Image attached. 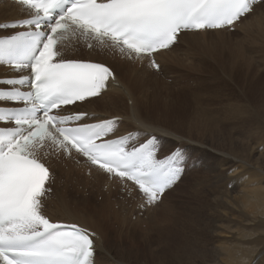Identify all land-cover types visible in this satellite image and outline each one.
Listing matches in <instances>:
<instances>
[{"label":"snow or ice","instance_id":"1","mask_svg":"<svg viewBox=\"0 0 264 264\" xmlns=\"http://www.w3.org/2000/svg\"><path fill=\"white\" fill-rule=\"evenodd\" d=\"M30 13L0 24L23 28L0 36V64L18 73L0 78V264H94L95 235L78 224L43 214L51 173L46 149L86 157L121 181H132L147 204L160 199L183 174L188 157L158 159L156 137L136 146L139 133L106 139L120 118L81 123L86 112L60 114L100 95L111 82L103 63L65 59L62 44L79 37L128 59L152 57L182 31L232 26L261 0H16ZM152 68H159L154 59Z\"/></svg>","mask_w":264,"mask_h":264},{"label":"bare ground","instance_id":"2","mask_svg":"<svg viewBox=\"0 0 264 264\" xmlns=\"http://www.w3.org/2000/svg\"><path fill=\"white\" fill-rule=\"evenodd\" d=\"M256 6V9L239 19V22L236 21L230 27L219 30L181 32L176 43L154 55L156 63L160 65L159 72L151 71L145 68V65L138 67V65H140L139 63H132L134 60L146 62L148 59L145 57L142 60L128 59L122 57L113 49L96 46L95 42H93V47H88V42L82 38L69 37L61 46L65 59H89L108 63L114 68L122 84L120 88L110 87L101 95L75 106L74 111H82L88 114V117L81 121L84 123L119 117L120 121L117 126L118 133L111 134L106 138L119 137L136 128L142 131L143 135H141V137L149 138L150 135L156 134L163 143L161 147L163 152L161 153L164 156L176 148L177 145L183 146L186 141L192 143V146L207 147V143L204 141L206 137L209 138L210 141L208 142L211 144L215 141V143L217 142L220 144V147L224 145L226 150L234 153L237 148L234 147V140H231V137L224 138L223 141H219L218 139V137L224 136V132H221L223 126L218 127L217 125L221 120L217 119L215 123L213 115L199 107H196L195 111L194 109H181L186 102L185 99H183L185 94L182 95V92H178V90L177 93L172 94L171 92H166L165 96H161L159 94L160 89L156 82L158 77L156 74L160 76L162 72L165 74L168 71L177 70L176 68L178 67H183L193 70V74L196 72L201 76H205L209 81L219 82L222 86L234 84V49L232 47L233 45H227L231 38L229 35L232 33L223 32L232 28L234 29L237 25L238 27L241 26L240 28L245 33L250 31L252 27H256V30L260 28L259 30L262 31L264 29L262 27L264 26V0H261ZM258 9L259 11H257ZM256 12H258V17L255 15ZM27 15V10L20 5L8 0H0V23L18 20ZM14 30L13 28L0 29V35L11 33ZM261 31L260 34H264L263 32L261 33ZM254 33L253 31V35H256ZM253 37L252 35L250 36V38ZM259 45L260 46L257 47L264 50V38ZM178 51L181 52L179 53ZM88 56L101 58L94 59L88 58ZM188 60L190 62H188ZM242 67H246V69H250V71L253 69L250 63ZM125 72L128 75L125 76ZM3 75L12 76L18 75V73L0 64V76ZM255 76L251 75V72H249L239 79L238 84L246 91L257 93L251 97V100L256 105L257 112L264 115V102H262L264 101V84L261 83V76L260 78H256ZM168 96L173 97L172 101L167 99ZM188 96H190V94ZM177 101H179L178 106H175V102ZM129 102H131L130 105ZM214 112L215 114L218 112L223 114V112L220 111ZM89 113L93 115L92 118H90L91 115ZM246 114H249V112H246ZM221 119L224 124L228 122L234 123L233 103L228 104L227 114L224 113ZM246 122L247 121L244 119L236 121V123L240 125H244ZM249 125L251 126L250 122ZM119 130L121 131L119 132ZM139 137L140 134L138 138ZM46 151L49 152V155L44 156L42 153V161L48 164L56 173V184L54 188V195L56 198L54 200L53 197H50L46 202L51 204L55 203L58 208L62 209L63 212L61 215H63L64 218L57 216L54 212H46V214L54 221L75 223L95 234L93 238L97 258L95 257L94 264H171L175 261V259L172 258L174 244L179 246L181 252H186V258L188 259L191 254V244H188L186 248H182L179 243H176L180 242V232L176 228V226L180 225L178 218L173 216L166 220L171 222L170 225L165 224V220L162 219L164 221L162 222L163 224L151 226V221H148V216L146 215L144 221L147 228L140 224V227H142L143 230L145 228V230L143 233L139 232L141 233L139 234L138 230L136 231V229H138L136 226L139 227V225L132 226V223L127 220L129 217L127 219L126 217H122L130 213V217L132 218V216L137 213H133V210L135 211V206L138 205L139 209V202H146L145 197L132 181H121L114 175L108 178V173L91 164L88 160L83 159L82 156L74 150L70 157L63 153L57 154L49 149H46ZM215 151L217 153L218 149ZM218 154L221 155V153ZM44 157H46V159H44ZM223 158L227 160L224 156ZM217 159L223 161L222 157L217 156ZM263 159L264 157H258L256 163L264 166ZM55 161H59V165H55ZM239 162L246 164L242 161ZM260 165H253L250 168H255L259 170V172L261 171L260 173H263L262 176H264V169ZM62 166H66L65 168L68 167V170L64 172V187L58 190L57 183L62 179L58 169H62ZM247 170H249V168ZM83 171H86L88 174L85 176ZM260 173L258 174L260 175ZM254 174L256 173L254 172ZM68 183H71L73 187H75V191L66 189ZM247 183L250 185L253 182L249 179ZM262 185L251 186L255 192L247 188L245 183L241 185V190L243 191L241 206L244 209L253 210V212H249V215L253 217L252 222H249V224L252 225L250 228L251 230L247 231L246 227L237 223H234V228L232 227V229H230L231 226L229 227L226 225L229 228V230L226 231L227 233L231 232L241 237L252 235L253 239H255L251 244L254 246L258 244L260 240L259 237H264V227L253 228L255 225L264 223V210H260L263 205L261 200H264V184ZM76 186L78 190H76ZM122 187L124 189H122ZM169 189L167 188L166 191L163 192V195L168 194ZM74 193L77 195H74ZM171 194L174 193H170V195L166 196H171ZM98 196H100L101 201L95 200L98 199ZM250 200H252L254 204H252ZM129 205H131V208H128L130 207ZM157 206L158 203L145 210H157ZM71 207H73V210H76L78 216L81 215L83 217L84 215V220L82 217V219H80L76 214H73L72 210H70ZM115 208L119 210V213H114L112 211L115 210ZM86 210H97V217L103 220H108L110 213L115 218L121 216L119 219L121 224H119L121 226L118 228L119 231L115 229L116 225L115 227L111 226L113 229L112 232L103 231L96 226H91L88 222L94 223V216H92V218L89 216L85 217L87 214L85 212ZM91 212L93 213L94 211ZM173 214L177 216V214ZM129 220L134 222V219ZM113 224L114 222L112 225ZM229 224H231V222ZM148 226H150V230H152L151 232L153 233L148 234V230L146 231V229H149ZM140 227L139 229H141ZM153 227L156 229L154 230ZM126 229H128V231ZM123 231H126L125 236H122L124 233ZM226 232L218 231L216 233L218 238L214 241L215 244L210 251V260L208 263H205L204 252L200 249V256L204 264H227L228 262L235 264V259L238 256H234L236 249L234 248V251L226 249L224 243L221 241V238L227 236L225 234ZM261 244L263 246L264 242ZM152 246L153 248H151ZM262 248L264 252V246ZM263 256L264 254L260 255L258 258L252 260V262L246 258V262L248 263L245 262V264H264V259L261 260L260 263L258 262ZM162 257H164V259H161ZM219 261H221V263Z\"/></svg>","mask_w":264,"mask_h":264},{"label":"rangeland","instance_id":"3","mask_svg":"<svg viewBox=\"0 0 264 264\" xmlns=\"http://www.w3.org/2000/svg\"><path fill=\"white\" fill-rule=\"evenodd\" d=\"M256 5L253 10L256 9ZM257 11H259V9ZM255 15L258 17V12H256ZM235 27L231 31L223 32L232 33L229 35L231 38L227 45H233L232 47L234 49V84L232 83L229 86H222L219 82L209 81L205 76H201L196 72L193 74V70L183 67H178L176 68L177 70L168 71L165 74L162 72L160 76L159 74H156L158 76L156 82L160 89L159 94L161 96H165L166 92H171L172 94L177 93V90L178 92H182V95L185 94L183 99H185L186 102L181 109L185 110V108H187L189 110L194 109L195 111L196 107H199L207 112H210L211 115H213L214 122L217 119L221 120V122L217 124L218 127L223 126V128H221V132H224L225 134L223 133V137H218L219 141H223L224 138L231 137V140H234V147L237 148L234 153L230 152L226 150L224 145H221V148L220 144L217 142L215 143V141L212 142L213 144L208 142L210 141L208 137L204 139L207 143V147L192 146L193 144L188 141H186L183 146L177 145L175 150L182 151L186 154L188 157V164L181 177L169 189V192L174 194L166 196L170 195L168 192V194L162 195L158 202L152 205L147 204L146 202H139V209L138 205H136L133 213H137L133 215L132 218L130 217V213L122 216L126 217V219L129 217L127 220L132 223V226L139 225L140 227V224H142V226L146 228L147 225L144 221L146 215L148 216V221H151V226L156 224L161 225L163 224L162 222H164L163 220H165V224L170 225L171 222L166 220L172 218L173 216L178 218L180 225L176 226V228L180 232V242L176 243H179L182 248H186L188 244H191V254L187 259L186 252H181L179 246L174 244L172 258H174L175 261L171 264H204V261H202L200 256V249L204 252L205 263H208L210 260V251L213 249L215 239L218 238L216 235L218 231L226 232L229 230L228 226H231L230 229H232V227L234 228V223L246 227L247 231L251 230L250 228L252 225L249 224V222H252L253 217L252 215H249V212H253V210L244 209L241 206L243 201V191L241 190V185L245 183L247 188H250L253 192H255L251 186H260L264 184V176H262L263 173H260L261 171L259 172V170L255 168H250L253 165H260L256 163L257 158L264 157V115L257 112V107L251 100V97L257 93L246 91L238 84L239 79L249 72H251V75H256V78H260L261 76V83L264 84V50L257 47L260 46L259 44L264 38V34H260L261 30H259V27V29L257 28L258 30H256V27H252V29L254 28L253 31L256 35H253L252 29L245 33L240 28L241 26L238 27L237 25V27ZM262 27L264 28V26ZM262 32L264 33V29L261 33ZM251 35L254 37L250 38ZM178 52L180 53L181 51ZM188 62L190 61L188 60ZM247 63H250L253 66L251 71L250 69H246V67H242ZM140 66L141 65H138V67ZM145 68L154 72H159L160 70V68ZM124 75L126 76L128 74L125 72ZM220 81L222 82L221 79ZM189 94L191 97L188 96ZM172 96H168L167 99L172 101ZM130 103L131 102H129V105ZM178 103L179 101L175 102V106H178ZM230 103L234 104V123L228 122L224 124L221 116H224V113L227 114V107ZM214 111H220L223 112V114H220L219 112L215 114ZM246 112H249V114H246ZM89 114L92 115L91 113ZM239 119H244L247 122L244 125H240L239 123L237 124L236 121ZM249 122L251 123V126L249 125ZM120 131L121 130H119V132ZM130 131H135L140 134V137L135 141V144L146 140L145 137H141L143 133L139 128L134 130L132 129ZM113 133H118V130L116 129ZM154 136L156 137V144L159 148L157 151L158 158V156L162 154L161 152H163V149L161 150L163 143L158 135L155 134ZM217 149L218 151L216 153L215 150ZM218 153H221V155ZM222 155L227 158V160L224 159ZM217 156L222 157L223 161L217 159ZM232 156L234 157V160ZM44 159H46V157H44ZM238 160L246 164H243ZM260 166L264 169L263 165ZM65 167L66 166H62V169H58V172L62 176V179H60L57 183L58 190H61L64 187V172L68 170V167ZM248 168L249 170H247ZM254 172L256 174H254ZM258 173H260V175ZM83 174L86 176L88 173L83 171ZM111 177L109 176V178ZM245 178L247 180L250 179L253 183L249 185ZM74 188L75 187H73L71 183L67 184L66 189L75 191ZM122 189L124 188L122 187ZM76 190H78L77 186ZM74 195L77 194L74 193ZM53 198L55 200L56 196ZM47 200H45V202ZM95 200L101 201L100 196H98V199ZM250 201L254 204L252 200ZM261 202L263 205L260 210H264V200H261ZM157 203V210H145ZM129 206L130 207L128 208H131V205ZM45 210L47 213L54 212L57 216L64 218V216L61 215L63 210L58 208L55 203H46ZM70 210H72L73 214L78 216L76 210H73V207H71ZM91 211H94L93 213L95 215ZM112 211L114 213H119V210L116 208ZM85 212L87 213L85 217H95H93L94 223L85 221L90 223L91 226L100 228V230L112 232L113 229L111 226L115 227L116 225L117 228L115 227V229L117 231H119L118 228L121 227L119 220L121 216H118L119 218H115L110 213L108 220H103L97 217V210H86ZM173 213L177 214V216ZM78 217L82 219L84 215L83 217L81 215ZM129 219H134V222ZM113 222L114 224L112 225ZM230 222L231 224H229ZM136 227L138 228L136 229V231L138 230V233H143L145 230V228L143 230L142 227H140L141 229H139L138 226ZM257 227L263 228L264 223L255 225L253 228ZM148 228L149 229H146V231L148 230V234L153 233L151 232L152 230H150V226H148ZM153 229L155 230L156 228L153 227ZM126 230L128 231V229ZM123 232L122 236H125L126 231ZM225 234L227 236L221 238V241L224 243L226 249L232 251H234V248L236 249L234 256H238L235 259V264H245L247 259L252 262V260L264 254L262 248L264 245L262 246L261 244L264 242V237H259L260 243L258 241V244L254 246L251 244V242L255 239H253L252 235L241 237L238 234L231 232H226ZM151 248H153V246ZM95 257L96 254L94 259ZM161 259H164V257ZM263 259L264 256L258 262L260 263ZM219 262L221 263V261ZM227 264L231 263L228 262Z\"/></svg>","mask_w":264,"mask_h":264}]
</instances>
